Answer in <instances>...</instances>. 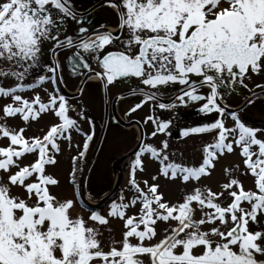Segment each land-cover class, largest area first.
<instances>
[{
    "label": "snow or ice",
    "instance_id": "obj_1",
    "mask_svg": "<svg viewBox=\"0 0 264 264\" xmlns=\"http://www.w3.org/2000/svg\"><path fill=\"white\" fill-rule=\"evenodd\" d=\"M102 4L112 29L77 0H0V264H264V129L239 114L264 97V0ZM92 80L101 127L134 128L124 176H83Z\"/></svg>",
    "mask_w": 264,
    "mask_h": 264
},
{
    "label": "flooded vegetation",
    "instance_id": "obj_2",
    "mask_svg": "<svg viewBox=\"0 0 264 264\" xmlns=\"http://www.w3.org/2000/svg\"><path fill=\"white\" fill-rule=\"evenodd\" d=\"M77 7L94 9L90 14V23L93 27L105 25L109 29L114 28L115 18L112 14V10L103 6L102 0H77ZM66 83L67 87L62 85V88L66 94L71 96L76 92V85H78L80 81L75 78L72 80L66 78ZM77 98L79 99V97ZM82 102L87 108L88 113L95 117L97 123L96 138L93 140L86 158L87 162H94L91 173L97 178L102 175L108 178H115L117 175L116 164L117 162H120L122 165L123 176L126 175L125 169L126 165L129 163V154L133 145L136 143L134 128L130 129L124 124L113 127L110 123L106 127H101V118L104 117V105L105 103H111V96L106 100L103 93L97 89L95 80L86 82L85 94ZM241 104L242 97L235 98L231 102L233 108L239 107ZM124 107L125 105L123 102H118L115 115L120 121L126 120V117L123 114ZM145 111L147 110L145 109ZM239 114L246 125L258 129H264V97L258 98V100L252 105L244 106ZM111 115L112 109L109 107L108 117ZM138 115H143V113H138ZM164 115L166 116L167 113ZM108 117H105V119ZM199 119L200 117L193 109L184 107L179 108L175 124L172 128L171 143L180 149H184L186 153L190 154L197 145L192 141L185 144L182 141L176 140L178 129L181 126L193 124L199 121ZM84 128L87 129L86 124H84ZM72 153L73 155L75 154V152ZM228 158L233 161L237 159L236 156H230ZM101 163H103V167L105 166V168L102 166L99 167ZM151 167L152 166H150L149 171H151ZM97 183L100 186L99 179H97Z\"/></svg>",
    "mask_w": 264,
    "mask_h": 264
},
{
    "label": "rangeland",
    "instance_id": "obj_3",
    "mask_svg": "<svg viewBox=\"0 0 264 264\" xmlns=\"http://www.w3.org/2000/svg\"><path fill=\"white\" fill-rule=\"evenodd\" d=\"M27 94V93H26ZM43 121H41V125H43ZM41 125H38L37 127H40ZM33 131H36V128H34L33 129ZM73 154V153H72ZM231 162H234L233 160H231L230 158H227L225 161H223V163L225 164V165H227V164H229V163H231ZM68 164H69V158H68V156L67 155H65L64 157H62L61 158V165H62V167H64V168H66V167H68ZM103 167V163H101L100 164V166L99 167ZM117 166V165H116ZM122 165H121V163H120V169L122 170V167H121ZM103 168H105V166L103 167ZM98 171V170H97ZM118 172V171H117ZM97 173V172H96ZM102 174V173H101ZM88 175V174H87ZM91 175V174H90ZM92 175H94V174H92ZM119 175V174H118ZM122 175H123V173H122ZM117 176V175H116ZM222 178V173H221V169H220V167L218 166L217 167V170H216V172L213 174V176L208 180V181H206L207 183H209V185L210 186H215V182L217 181V180H219V179H221ZM94 181V180H93ZM173 191H175V190H173ZM88 195V192H87V194H86V196ZM93 202H96V201H93Z\"/></svg>",
    "mask_w": 264,
    "mask_h": 264
},
{
    "label": "bare ground",
    "instance_id": "obj_4",
    "mask_svg": "<svg viewBox=\"0 0 264 264\" xmlns=\"http://www.w3.org/2000/svg\"><path fill=\"white\" fill-rule=\"evenodd\" d=\"M85 195V194H84ZM86 199H87V196L85 195ZM89 203H93L92 201H89Z\"/></svg>",
    "mask_w": 264,
    "mask_h": 264
}]
</instances>
